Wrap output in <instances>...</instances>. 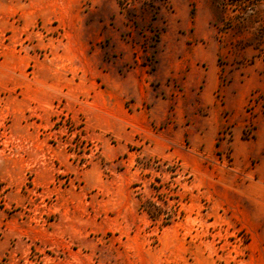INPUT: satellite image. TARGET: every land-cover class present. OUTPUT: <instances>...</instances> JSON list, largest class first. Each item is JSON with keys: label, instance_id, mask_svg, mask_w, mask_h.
<instances>
[{"label": "rangeland", "instance_id": "1", "mask_svg": "<svg viewBox=\"0 0 264 264\" xmlns=\"http://www.w3.org/2000/svg\"><path fill=\"white\" fill-rule=\"evenodd\" d=\"M0 264H264V0H0Z\"/></svg>", "mask_w": 264, "mask_h": 264}, {"label": "trees", "instance_id": "2", "mask_svg": "<svg viewBox=\"0 0 264 264\" xmlns=\"http://www.w3.org/2000/svg\"><path fill=\"white\" fill-rule=\"evenodd\" d=\"M143 169L155 168L159 170L161 164L157 159L148 158L145 163L141 165ZM168 171L173 172V177L177 174L179 170V165L169 166ZM157 181H159L157 179ZM154 190L153 197H143L141 198L140 209L145 211L149 218L154 224H158L162 227L171 225L174 221L181 218L184 212L180 209L181 198L177 194H172L170 192L175 191L173 187H169V192H164L161 190L162 185H152ZM174 201L170 203V201Z\"/></svg>", "mask_w": 264, "mask_h": 264}]
</instances>
